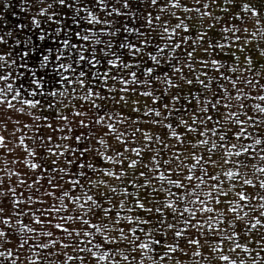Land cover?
I'll use <instances>...</instances> for the list:
<instances>
[{
    "label": "snow or ice",
    "instance_id": "obj_1",
    "mask_svg": "<svg viewBox=\"0 0 264 264\" xmlns=\"http://www.w3.org/2000/svg\"><path fill=\"white\" fill-rule=\"evenodd\" d=\"M0 264H264V0H0Z\"/></svg>",
    "mask_w": 264,
    "mask_h": 264
},
{
    "label": "rangeland",
    "instance_id": "obj_2",
    "mask_svg": "<svg viewBox=\"0 0 264 264\" xmlns=\"http://www.w3.org/2000/svg\"><path fill=\"white\" fill-rule=\"evenodd\" d=\"M3 160H4V158L0 157V168H4Z\"/></svg>",
    "mask_w": 264,
    "mask_h": 264
}]
</instances>
